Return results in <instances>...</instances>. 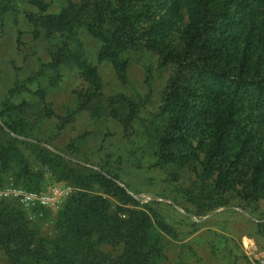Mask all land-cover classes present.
Here are the masks:
<instances>
[{"label": "trees", "instance_id": "16d2710c", "mask_svg": "<svg viewBox=\"0 0 264 264\" xmlns=\"http://www.w3.org/2000/svg\"><path fill=\"white\" fill-rule=\"evenodd\" d=\"M11 1L0 14L10 9L17 24ZM26 17L47 37L65 38L26 83L47 76L56 85L62 68L76 66L88 84L77 108L61 120V130L88 111L93 119L110 118L130 131L145 107L143 98L103 93L97 67L69 45L79 32L100 41L98 62L110 63L123 84L129 81V54L151 52L158 68L169 71L151 121L156 166L191 169L192 194L203 213L227 206L231 192L246 206L264 200V0H70L57 14ZM148 72L152 87L153 71ZM24 90H10L0 112V188L16 166L21 188L44 192L48 176L73 192L61 205L54 239L33 227L16 200H0V248L7 263L160 264L165 234L173 235L159 208L164 202L144 203L118 177L85 169L29 140L41 118L30 117L29 102H10ZM23 146L40 169L23 155ZM106 195L122 205L114 209Z\"/></svg>", "mask_w": 264, "mask_h": 264}, {"label": "rangeland", "instance_id": "374dc122", "mask_svg": "<svg viewBox=\"0 0 264 264\" xmlns=\"http://www.w3.org/2000/svg\"><path fill=\"white\" fill-rule=\"evenodd\" d=\"M6 1L0 0V7H5ZM69 2L12 0L11 5L19 12L17 24L10 9L6 8L0 14V112L10 90L16 85H24L27 90L10 97V102H29L33 107L30 117L34 120L41 118L29 140L39 142L52 152L62 153L85 169L104 170L118 177L117 181L139 199H163L164 204L159 208L173 229V235L165 234V252L160 264H264V227L260 225L264 224V200L246 206L236 193L231 192L227 193V206L203 213L197 208L200 202L192 194L196 180L194 172L175 165L156 166L151 121L160 105L169 71L158 68L155 54L148 51L130 53L129 81L123 84L110 63L98 62L100 41L84 31L79 32L69 45L72 50L80 49L84 57L97 67L103 82V93L143 98L145 107L141 119L130 131H125L110 118L93 119L88 111L77 113L72 124L60 129L61 120L77 108L79 94L88 84L76 66L62 68V78L56 85H52L47 76L26 83L41 70L44 63L50 61L52 52L62 47L65 40L49 38L37 31L26 14H57ZM149 68L154 75L152 87L147 82ZM0 123H3L1 118ZM22 153L35 170L40 169L27 146L22 147ZM17 174L18 167L14 166L4 176L1 188L20 187ZM52 185L51 179L46 176L42 183L44 191ZM58 185L68 188L70 197L73 192L71 185ZM95 191L102 193L98 187ZM106 197L114 209L122 205L116 198ZM16 204L42 236L56 237L55 224L61 207L25 210L19 203ZM125 208L135 209L133 205ZM114 252L117 255L121 250ZM0 264H8L1 248Z\"/></svg>", "mask_w": 264, "mask_h": 264}, {"label": "built area", "instance_id": "2783aa9c", "mask_svg": "<svg viewBox=\"0 0 264 264\" xmlns=\"http://www.w3.org/2000/svg\"><path fill=\"white\" fill-rule=\"evenodd\" d=\"M69 192L68 188L58 184H53L44 192H33L21 187L11 186L8 188H0V200L7 198L14 199L25 210H33L35 208H58L64 203ZM131 194L139 199L133 193ZM139 200H142L144 203L153 200L163 202V199L153 197L140 198Z\"/></svg>", "mask_w": 264, "mask_h": 264}]
</instances>
